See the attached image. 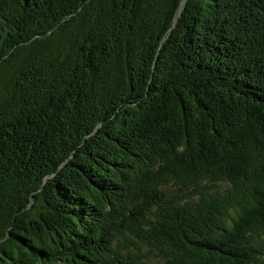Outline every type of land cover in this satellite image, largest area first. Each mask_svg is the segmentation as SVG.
Segmentation results:
<instances>
[{
  "label": "trees",
  "instance_id": "16d2710c",
  "mask_svg": "<svg viewBox=\"0 0 264 264\" xmlns=\"http://www.w3.org/2000/svg\"><path fill=\"white\" fill-rule=\"evenodd\" d=\"M0 264H264V0H0Z\"/></svg>",
  "mask_w": 264,
  "mask_h": 264
}]
</instances>
